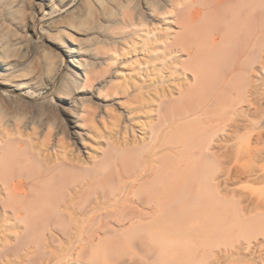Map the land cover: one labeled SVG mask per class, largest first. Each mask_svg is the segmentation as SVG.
Returning <instances> with one entry per match:
<instances>
[{
    "label": "bare ground",
    "instance_id": "bare-ground-1",
    "mask_svg": "<svg viewBox=\"0 0 264 264\" xmlns=\"http://www.w3.org/2000/svg\"><path fill=\"white\" fill-rule=\"evenodd\" d=\"M40 1L49 12L55 3L63 6L62 15L43 28L48 44L34 39L17 72L0 45V112L8 113V128H0V150L11 142L25 149L14 170L0 173V236L37 237L25 253L30 264H80V255L73 259L69 253L76 242L82 252L92 236L102 233L103 223L121 227L129 221L135 226L112 232L153 237L181 228L183 264H259L262 246L252 238L264 233V195L249 196L243 204L241 193L227 184L234 179L232 151L219 153L214 145L215 124L234 127L238 105L251 93L247 78L233 91V77L247 76V61L264 68V0ZM0 27L6 29L2 23ZM53 47L67 62L56 100L35 102L29 93L37 87L36 77L53 69ZM103 64L115 67L113 76L138 70L143 81L130 85L133 92L125 89V100L101 97L99 86L85 93ZM187 67L195 85L181 91L183 99L198 86L206 89V76H225L221 86L228 99L219 105L220 120L199 117L193 124L186 120L189 111L178 109L170 98V75L186 73ZM159 70L164 75L153 76ZM151 95L158 98V116L141 123L140 116L151 111ZM214 95L211 102L205 97L190 109L191 114L205 116L219 96ZM85 113L111 131V178L117 186L110 193L102 186L97 156L87 147ZM17 120L41 129L56 121L49 146L34 143ZM95 186L86 206L76 204ZM92 221H97L95 227L89 226ZM61 237L69 245L59 252L55 242ZM245 250L257 257H244Z\"/></svg>",
    "mask_w": 264,
    "mask_h": 264
},
{
    "label": "rangeland",
    "instance_id": "rangeland-1",
    "mask_svg": "<svg viewBox=\"0 0 264 264\" xmlns=\"http://www.w3.org/2000/svg\"><path fill=\"white\" fill-rule=\"evenodd\" d=\"M55 6L56 9L54 12H49V9L44 6L40 0H0V24L2 23L6 26V29L3 30L0 27V45H4V53L8 56V59L16 72L22 69L24 61L31 54L32 42L34 39H37L41 44H48L45 34L43 33V28L63 13L61 10L63 6L61 7V4L55 3ZM153 20L154 23L159 22L158 19ZM160 24L161 23H157L155 25L162 27ZM51 59L53 69L45 70L37 76V87H33L29 93V98L35 102L56 100V88L63 77L62 74L66 69L67 62L64 60L62 54L54 47L52 48ZM184 61L189 62V59L184 57ZM178 65V67L181 66L180 64ZM113 68L115 69V67H110L105 64L97 68V71L95 70V76H92L94 80L93 85L91 87H85L84 92L88 93L94 91V88L99 86V95L107 100L127 99L129 94L125 92V89L129 88V92H133L130 85L141 83L143 81L142 77L138 70H133L130 73L127 72V74H125V72H120V74L124 76H113V73L111 74V72L114 71ZM181 68L182 67H180V69ZM188 68L189 67H187L186 71L184 69L186 73H181V70H177L170 75L172 77H170L169 83H172V85H168L167 87L169 92L171 91L170 98L173 102L175 100V104L177 102L178 109H181V111H189L190 115L186 117V120L193 122V124L199 120V117L202 120H206L207 117H212L214 119L218 118V120H220L219 117L222 116V110L220 108L222 106L219 105H222L228 99L225 98V96L227 97L226 90L221 86L224 85L223 77L225 76H219V72H217V74H219L218 76L217 74L216 76H206L208 78H205L207 82L205 81L206 83L204 82L203 84L208 88L206 87L205 89V86L203 85H201V87L198 86L199 89L197 87L195 92L193 91L191 95H187L188 97L183 99L184 96L181 97V91L183 92L184 90V92H186L188 91L186 89L187 87L190 88V85H195V76H192V70ZM219 68L224 70L222 64ZM221 69H219V71ZM165 70L166 69L163 71ZM160 75H164L162 70L155 71L153 74V76ZM245 78L249 81L247 83H250L249 88L251 89V93H248L247 102L238 105V110L236 111V113H238L235 115L236 124L234 127L229 128V126H221V124L218 126L214 123L218 134L215 136V141L218 142V145L215 143L214 148L218 149L219 151H217L219 153L227 148V150L232 151L230 152L232 154L235 168L234 179L227 184L234 190L236 189L235 191H238L239 194L241 193L243 197L245 194L248 195H245L244 198L242 197L243 204L248 203V199H252V196L264 195V68L261 69L258 64L247 61V76H234V85H231V87L238 85ZM208 82L210 83L209 86L207 85ZM212 90L215 91L212 92ZM234 90L235 87L233 91ZM208 92L209 94L212 93L210 94L211 96L207 94ZM216 93L218 95L222 93L223 95L216 97L214 104L210 105L209 112L205 116L202 115L201 117L195 113L191 114L190 109L194 106L197 107L196 105L207 97L208 99L206 100L211 102ZM151 97L154 99V102L147 107L151 109V111L150 113H143V116H140L139 120L141 123H147V121L154 122L158 116V98L155 95H151ZM123 106L126 105L124 104ZM116 110H118V108ZM103 115L106 117V114ZM88 117L89 115L86 114L84 120L88 135L87 147L92 155L97 156L96 159L100 163V170L105 180L102 186L110 193L114 191L117 186L115 179L111 178L112 156L108 146L109 134L111 135V131L109 129H104L100 121L96 119L90 121ZM6 120H8V113L5 111L0 112L1 129H4V127L8 128ZM55 125H57V122L54 121L53 123L52 121L41 129L35 125H24V123L19 122V120H17L16 124L21 131L30 134L34 138V143L42 148L46 145L49 146L48 144H50V142L48 143V140L51 141L54 136V131L57 127ZM137 128L139 127L137 126ZM134 135L138 138L141 133L136 130ZM64 141L70 143L69 139H64ZM4 147L5 150H0V155L3 154L1 157L2 165H0V173H3V175L9 173V169L11 171L12 169L14 170L15 165H17L16 163L19 162L21 158L23 159L25 157V149L20 146V142H11L4 145ZM78 155L83 159H86V155L82 152H79ZM131 162L137 164L135 159H132ZM37 166L38 168L40 167V169H43L40 162H37ZM88 188L89 189L86 190L88 193H86V195L84 193L83 196L85 197L83 199L80 197L76 204L86 206L94 197L93 191L96 186ZM138 208L149 210L148 208L141 206H138ZM109 220L113 222L112 218ZM76 225L78 227L80 226L78 222ZM96 225L97 221H92L89 224L91 227H95ZM134 226L135 223H130L129 221L124 222L121 227L108 224L107 222L103 223L102 233L92 236L87 247L82 252L80 251L78 242H76L74 244L76 249L74 248L70 250L69 253H72L71 256L73 259H76V257L80 255V258H78L80 264H183V233L181 232V228L178 229L179 231H176V233L169 232L158 234L153 237L144 234L125 236L112 232L113 228L124 231ZM179 227L182 226L179 224ZM202 239H204V237ZM254 239L255 238L253 237V242L258 241L262 246L261 250L258 252L260 253L261 260L256 256L258 254L257 252L254 254L252 252L251 255L250 253H247L249 251L246 250L244 257L250 254L249 256L251 257H257L259 264H264V233L258 234L259 240ZM37 241H39L37 237L19 239L15 236H9L4 239V237L0 236V264H30L29 258L28 256H25V253L27 250H30L32 248L31 246L34 245V242L36 243ZM68 245L69 242L67 239L61 237L55 242V249L61 252L64 251ZM4 252L6 253L5 255L3 254Z\"/></svg>",
    "mask_w": 264,
    "mask_h": 264
}]
</instances>
